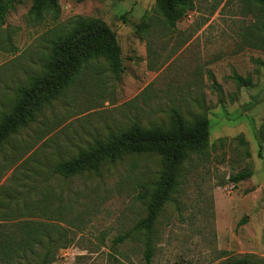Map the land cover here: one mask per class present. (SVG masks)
<instances>
[{"label":"rangeland","instance_id":"1","mask_svg":"<svg viewBox=\"0 0 264 264\" xmlns=\"http://www.w3.org/2000/svg\"><path fill=\"white\" fill-rule=\"evenodd\" d=\"M58 4L57 26L77 16L104 22L122 67L115 74L102 58L90 63L0 149V224L36 221L48 229L25 264H40L46 250L49 264H146L147 234L133 227L147 214L162 158L131 155L69 178L53 169L134 123L168 128L173 111L188 122L205 116L209 134L203 154L179 166L150 235V264L264 262V50L255 46L264 35L254 14L241 0H195L170 29L156 0ZM31 8L32 0H21L0 26V115L48 60L45 40L56 24L34 23ZM242 171L251 177L230 182Z\"/></svg>","mask_w":264,"mask_h":264},{"label":"trees","instance_id":"2","mask_svg":"<svg viewBox=\"0 0 264 264\" xmlns=\"http://www.w3.org/2000/svg\"><path fill=\"white\" fill-rule=\"evenodd\" d=\"M20 1L0 0V26L4 24L8 10ZM241 2L254 14L259 24L258 30L264 35V0ZM195 7V0H156V9L170 29H174ZM59 12L58 0H32L30 14L33 22H42L48 17L56 26L49 30V36L45 40L49 45V56L42 65L41 72L29 76L27 84L17 88L16 101L10 110L0 115V149L21 129L35 122L42 109L71 86L93 61L104 59L115 74L121 70L120 47L114 32L104 22L77 16L68 24L57 26ZM255 46L264 50V36L260 37ZM208 134V120L205 116H196L188 122L177 111H173L168 128L159 125L142 128L134 123L123 131L110 133L103 140L95 139L74 157L58 161L53 173L65 178L88 172L99 174L103 165L114 164L127 156L144 153L159 155L162 158L163 174L150 195L146 216L133 227L134 231L144 230L147 234L144 259L146 264H150V235L164 202L169 199L171 190L177 184L179 166L190 154H203ZM258 135L259 148L262 150L264 129H260ZM250 177V172L242 171L230 176L229 180L237 184ZM244 221L243 219L242 222ZM47 233L48 229L36 221H22L11 228L0 224V264L27 263L25 257L33 255L35 247L43 245V236H48ZM128 237L129 233H125L116 237L115 242L121 243ZM49 263L50 256L46 250L40 264ZM228 264L264 262L243 257L230 260Z\"/></svg>","mask_w":264,"mask_h":264}]
</instances>
